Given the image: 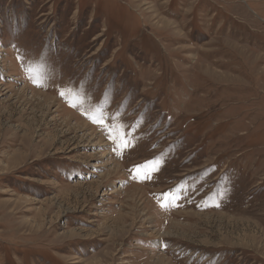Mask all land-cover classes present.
Segmentation results:
<instances>
[{
    "label": "rangeland",
    "instance_id": "obj_1",
    "mask_svg": "<svg viewBox=\"0 0 264 264\" xmlns=\"http://www.w3.org/2000/svg\"><path fill=\"white\" fill-rule=\"evenodd\" d=\"M263 194L264 0H0V264H264Z\"/></svg>",
    "mask_w": 264,
    "mask_h": 264
},
{
    "label": "snow or ice",
    "instance_id": "obj_2",
    "mask_svg": "<svg viewBox=\"0 0 264 264\" xmlns=\"http://www.w3.org/2000/svg\"><path fill=\"white\" fill-rule=\"evenodd\" d=\"M60 95L63 97L65 95V93L63 91L60 92ZM73 107H75V105H71ZM90 119H93V122H96L95 118L93 117H89ZM121 135L124 137L125 140H127V133H121ZM109 138L112 139L113 141V144L115 145V148L114 150L117 152V155H122V148H121V141L119 138H116V137H112L111 136V133H109ZM132 146V141L131 140H128L127 141V144L124 145V149H126L127 147H130ZM153 163H156V161H153ZM162 163V161H161ZM139 167H147V165H141ZM158 170V168L156 169ZM163 206V205H162ZM216 206H219L218 204Z\"/></svg>",
    "mask_w": 264,
    "mask_h": 264
},
{
    "label": "bare ground",
    "instance_id": "obj_3",
    "mask_svg": "<svg viewBox=\"0 0 264 264\" xmlns=\"http://www.w3.org/2000/svg\"><path fill=\"white\" fill-rule=\"evenodd\" d=\"M75 64V63H74ZM264 195V194H263ZM263 204H264V202H263ZM262 206V205H261ZM260 206V207H261ZM260 212V211H259ZM260 215H259V217L262 215L261 213H259ZM263 216V215H262ZM259 219V218H258ZM263 220V219H262ZM262 223V222H261ZM258 226V225H257ZM260 226H262V225H260ZM263 231V230H262Z\"/></svg>",
    "mask_w": 264,
    "mask_h": 264
}]
</instances>
